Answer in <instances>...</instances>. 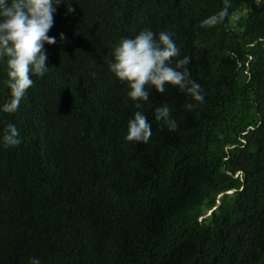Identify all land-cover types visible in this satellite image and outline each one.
<instances>
[{
    "label": "trees",
    "instance_id": "obj_1",
    "mask_svg": "<svg viewBox=\"0 0 264 264\" xmlns=\"http://www.w3.org/2000/svg\"><path fill=\"white\" fill-rule=\"evenodd\" d=\"M57 2L48 70L14 113L0 71V264H264V0L210 28L224 0ZM144 30L171 34L172 67L190 57L203 102L173 85L131 100L109 61ZM136 111L147 143L125 139Z\"/></svg>",
    "mask_w": 264,
    "mask_h": 264
},
{
    "label": "clouds",
    "instance_id": "obj_2",
    "mask_svg": "<svg viewBox=\"0 0 264 264\" xmlns=\"http://www.w3.org/2000/svg\"><path fill=\"white\" fill-rule=\"evenodd\" d=\"M61 2L58 0L57 5ZM230 0H224V7L218 13L204 19L200 27L210 28L223 23L229 16ZM56 7L53 0H0V71L9 77L11 99L3 106V112L14 113L18 110L27 89L47 72V54L44 44L56 43L55 37H49L48 31L53 26V13ZM69 11V10H68ZM72 11V9L70 10ZM232 19H238L235 14ZM60 40H65L60 34ZM179 48L171 34L141 31L135 38H124L114 47L109 61L110 71L122 82H126L132 101H148L150 89L154 86L159 93L166 92V85L178 86L187 91L195 101L203 102L200 85L190 79L186 67L190 57H183L172 67L170 61L179 55ZM135 107L139 109L140 103ZM189 109L194 104L187 105ZM155 119H164L169 131L178 127L171 118V109L167 103L155 108ZM152 136V125L146 116L136 111L128 121L127 141L147 143ZM5 146H18L21 141L19 131L13 124H8L4 131ZM30 264H40L33 258Z\"/></svg>",
    "mask_w": 264,
    "mask_h": 264
}]
</instances>
